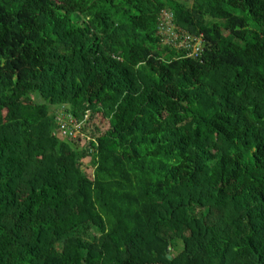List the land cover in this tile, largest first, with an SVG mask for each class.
Returning <instances> with one entry per match:
<instances>
[{
  "label": "trees",
  "instance_id": "1",
  "mask_svg": "<svg viewBox=\"0 0 264 264\" xmlns=\"http://www.w3.org/2000/svg\"><path fill=\"white\" fill-rule=\"evenodd\" d=\"M0 264H264V0H0Z\"/></svg>",
  "mask_w": 264,
  "mask_h": 264
},
{
  "label": "built area",
  "instance_id": "2",
  "mask_svg": "<svg viewBox=\"0 0 264 264\" xmlns=\"http://www.w3.org/2000/svg\"><path fill=\"white\" fill-rule=\"evenodd\" d=\"M171 12L168 10H164L162 11L161 14V21L159 24V32L161 33L162 36L166 38L168 37H173L174 39L176 38H180L182 37L181 40H191L192 38L191 36H189V34L184 33V31H182L181 29H176L171 21ZM193 40L195 41V43L191 46V43L189 46L190 47V53H188V55H197L199 52V48H200V43L199 41H196L194 38ZM61 122H59V126L56 128L57 131H59L61 133V135L64 134H68L69 136L73 137V138H77V134L78 136L81 135V137L83 138H87V135H84V133L81 131V122L74 120V119H69V124L65 121L60 120ZM78 127V128H77Z\"/></svg>",
  "mask_w": 264,
  "mask_h": 264
},
{
  "label": "rangeland",
  "instance_id": "3",
  "mask_svg": "<svg viewBox=\"0 0 264 264\" xmlns=\"http://www.w3.org/2000/svg\"><path fill=\"white\" fill-rule=\"evenodd\" d=\"M78 128V127H77ZM85 135V134H84ZM90 139V137L87 135V138H83V137H81V135H79L78 136V134H77V138H76V140H78L79 141V148H81V147H83V145L85 144V143H87L88 144V140ZM84 165H83V167H84V170H85V172H86V174H90L91 173V171H92V169H91V166H90V164H89V161H90V158L89 157H85L84 158Z\"/></svg>",
  "mask_w": 264,
  "mask_h": 264
}]
</instances>
